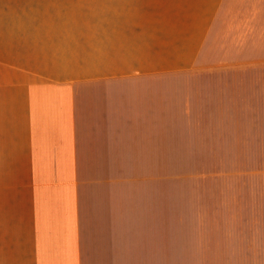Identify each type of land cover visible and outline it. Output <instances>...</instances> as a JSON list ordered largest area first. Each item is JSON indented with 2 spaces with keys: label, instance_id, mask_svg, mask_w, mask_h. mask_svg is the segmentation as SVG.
<instances>
[{
  "label": "crops",
  "instance_id": "obj_1",
  "mask_svg": "<svg viewBox=\"0 0 264 264\" xmlns=\"http://www.w3.org/2000/svg\"><path fill=\"white\" fill-rule=\"evenodd\" d=\"M0 264H264V0H0Z\"/></svg>",
  "mask_w": 264,
  "mask_h": 264
},
{
  "label": "rangeland",
  "instance_id": "obj_2",
  "mask_svg": "<svg viewBox=\"0 0 264 264\" xmlns=\"http://www.w3.org/2000/svg\"><path fill=\"white\" fill-rule=\"evenodd\" d=\"M256 155H257V153H256ZM241 158H243V155H241ZM259 158V157H258Z\"/></svg>",
  "mask_w": 264,
  "mask_h": 264
}]
</instances>
